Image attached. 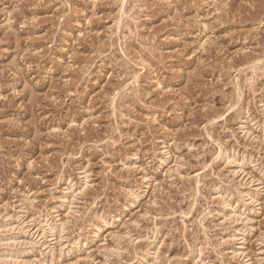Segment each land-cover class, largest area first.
<instances>
[{"label": "rangeland", "instance_id": "obj_1", "mask_svg": "<svg viewBox=\"0 0 264 264\" xmlns=\"http://www.w3.org/2000/svg\"><path fill=\"white\" fill-rule=\"evenodd\" d=\"M0 264H264V0H0Z\"/></svg>", "mask_w": 264, "mask_h": 264}, {"label": "bare ground", "instance_id": "obj_2", "mask_svg": "<svg viewBox=\"0 0 264 264\" xmlns=\"http://www.w3.org/2000/svg\"><path fill=\"white\" fill-rule=\"evenodd\" d=\"M246 123V122H245ZM243 128V127H242ZM241 129V128H240ZM246 131V130H245ZM247 133V132H246ZM225 153V152H224ZM231 156V155H230ZM229 158H231V157H229ZM243 159V158H242ZM232 160V159H231ZM245 162V161H244ZM231 163V162H230ZM236 163V162H235ZM243 163V162H242ZM19 222V221H18ZM22 225V224H21ZM43 225V226H42ZM42 225H39V226H41V229L44 231V232H46V230H48V229H51L50 227H49V221L48 220H45V222H44V224H42ZM45 227V228H44ZM37 228V227H36ZM35 228V229H36ZM47 228V229H46ZM52 228H53V226H52ZM38 229V228H37ZM41 229H39L38 231L40 232L41 231ZM14 230V229H13ZM22 231V230H21ZM54 231H55V229H54ZM63 231V230H62ZM25 233H26V231H25ZM28 233V232H27ZM32 233V232H31ZM36 233V232H35ZM61 233V232H60ZM24 234V233H23ZM45 234V233H44ZM33 235H34V233H33ZM42 235H43V233H42ZM46 235V234H45ZM40 236V235H39ZM44 237V236H43ZM40 238V237H39ZM43 239V238H42ZM33 240V239H32ZM33 242V241H32ZM29 243V242H28Z\"/></svg>", "mask_w": 264, "mask_h": 264}]
</instances>
